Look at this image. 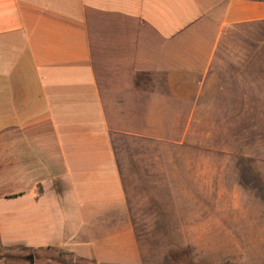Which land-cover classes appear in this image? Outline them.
I'll return each mask as SVG.
<instances>
[{
  "label": "crops",
  "instance_id": "crops-1",
  "mask_svg": "<svg viewBox=\"0 0 264 264\" xmlns=\"http://www.w3.org/2000/svg\"><path fill=\"white\" fill-rule=\"evenodd\" d=\"M263 20L264 0H0V248L145 262L114 136L162 139L195 106L223 29ZM236 215L243 238L226 242L241 256L264 223ZM185 241L157 262H197Z\"/></svg>",
  "mask_w": 264,
  "mask_h": 264
},
{
  "label": "rangeland",
  "instance_id": "rangeland-1",
  "mask_svg": "<svg viewBox=\"0 0 264 264\" xmlns=\"http://www.w3.org/2000/svg\"><path fill=\"white\" fill-rule=\"evenodd\" d=\"M177 119L165 123L162 139L114 136L121 168L131 178L142 264H264V244L240 256L226 242L243 238L235 231L236 213H254L241 224L253 217L264 223V20L223 29L195 106L180 107ZM222 226L233 227V234H222ZM187 238L195 245L182 257L197 262H157ZM30 254L38 263L77 260L59 248H0L6 263H29Z\"/></svg>",
  "mask_w": 264,
  "mask_h": 264
},
{
  "label": "trees",
  "instance_id": "trees-1",
  "mask_svg": "<svg viewBox=\"0 0 264 264\" xmlns=\"http://www.w3.org/2000/svg\"><path fill=\"white\" fill-rule=\"evenodd\" d=\"M77 260H76V264H84V262H90V261H87V260H85V259H83V258H79V257H75ZM29 263H30V261H29ZM91 263H93V264H101V263H97V262H91ZM59 264H64V262L63 261H59Z\"/></svg>",
  "mask_w": 264,
  "mask_h": 264
},
{
  "label": "water",
  "instance_id": "water-1",
  "mask_svg": "<svg viewBox=\"0 0 264 264\" xmlns=\"http://www.w3.org/2000/svg\"><path fill=\"white\" fill-rule=\"evenodd\" d=\"M26 259L30 260V263H34V261H35L34 255H28V256H26Z\"/></svg>",
  "mask_w": 264,
  "mask_h": 264
}]
</instances>
